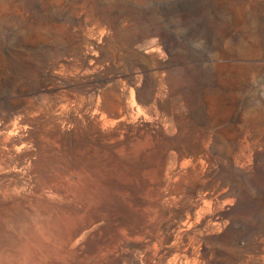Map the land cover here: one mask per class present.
<instances>
[{
    "label": "rangeland",
    "instance_id": "1",
    "mask_svg": "<svg viewBox=\"0 0 264 264\" xmlns=\"http://www.w3.org/2000/svg\"><path fill=\"white\" fill-rule=\"evenodd\" d=\"M0 264H264V0H0Z\"/></svg>",
    "mask_w": 264,
    "mask_h": 264
},
{
    "label": "bare ground",
    "instance_id": "2",
    "mask_svg": "<svg viewBox=\"0 0 264 264\" xmlns=\"http://www.w3.org/2000/svg\"><path fill=\"white\" fill-rule=\"evenodd\" d=\"M185 251V250H184Z\"/></svg>",
    "mask_w": 264,
    "mask_h": 264
}]
</instances>
